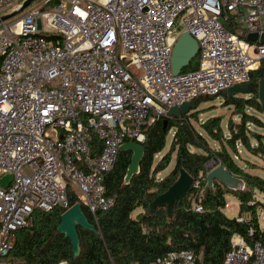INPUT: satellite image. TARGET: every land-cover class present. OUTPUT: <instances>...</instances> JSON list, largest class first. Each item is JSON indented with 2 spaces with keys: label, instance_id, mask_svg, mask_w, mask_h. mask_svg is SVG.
<instances>
[{
  "label": "built area",
  "instance_id": "built-area-1",
  "mask_svg": "<svg viewBox=\"0 0 264 264\" xmlns=\"http://www.w3.org/2000/svg\"><path fill=\"white\" fill-rule=\"evenodd\" d=\"M16 1L0 0V11ZM51 3L0 23V179L12 175L0 186V260L34 211L71 207L68 187L96 221L114 205L105 178L124 143L143 144L171 107L248 85L264 60V45L247 41L264 33V0ZM183 32L198 44L197 67L174 76L171 53ZM149 264L196 257L169 252ZM223 264H264V243L234 235Z\"/></svg>",
  "mask_w": 264,
  "mask_h": 264
},
{
  "label": "trees",
  "instance_id": "trees-1",
  "mask_svg": "<svg viewBox=\"0 0 264 264\" xmlns=\"http://www.w3.org/2000/svg\"><path fill=\"white\" fill-rule=\"evenodd\" d=\"M197 67L194 59L184 71ZM264 81V60L251 72V81L247 98L228 97L226 105L233 106L240 116V126L231 129L229 138L224 140L221 120L212 117L202 123L201 129L213 141L223 145L220 151L209 148L204 137L189 122L193 114L189 113L176 119L172 117L155 119L145 130L144 156L139 164V172L128 184L124 183L130 152H120L114 169L106 175V195L114 200L113 207L106 212L96 214V221L82 206L88 221L95 225L99 235L77 227L80 240V254L72 259L71 246L63 235L56 234L60 217L64 210L57 208L51 212L34 211L26 228L16 233L11 252L3 259H20L25 264H149L156 258L169 252L193 251L196 264H223L226 254L231 249L234 235L242 236L248 242L262 241L264 233L260 229L259 213L264 214V204L256 198L255 192L264 194V179L248 174L235 163V145L240 143L250 148L249 140L241 126L245 123L258 125V120L245 113V108L263 114L264 108L258 101V84ZM219 95L200 97L196 105L212 101ZM196 109L194 111H196ZM165 123V124H164ZM174 130L170 150L162 155L166 148L169 132ZM257 148H262L261 139L255 136ZM189 147L200 149L203 154L193 153ZM252 149H254L252 147ZM175 152L173 168L158 178L156 175L166 170ZM264 154V151H262ZM161 154V159L154 164V157ZM210 160L220 161L231 173L240 177L245 189L231 191L217 181L213 188L204 189L206 185V167ZM185 170L194 180L183 199L174 202L168 215L166 205L149 212V205L158 195L163 194L173 185L179 171ZM69 203H79L68 187ZM233 195L239 202L238 217L248 215V221L238 222L237 218H227L225 196ZM192 205L202 207V212H195ZM263 206V208H261ZM139 208L135 216L133 212ZM260 210V211H259ZM253 229V235L248 231ZM35 251H38L35 254ZM0 260V264L2 260Z\"/></svg>",
  "mask_w": 264,
  "mask_h": 264
},
{
  "label": "water",
  "instance_id": "water-1",
  "mask_svg": "<svg viewBox=\"0 0 264 264\" xmlns=\"http://www.w3.org/2000/svg\"><path fill=\"white\" fill-rule=\"evenodd\" d=\"M34 0H23L18 8L7 15L0 16V23L6 22L24 10H26ZM222 22V21H221ZM247 41L264 45V33L258 35L256 33L249 34ZM198 52V44L196 40L188 33L183 32L176 40L171 53V73L178 75L183 69L190 65V62L195 59ZM249 85H234L226 92L228 97L237 94H247ZM258 101L264 108V81L261 80L258 84ZM198 99H193L185 102L180 106L171 107L168 109V115L172 118L179 119L181 116L196 109ZM165 124V123H164ZM121 152H130V163L124 177V183L128 184L131 178L139 172V164L144 156V147L142 144L135 142L124 143L120 147ZM12 180V175H5L0 179V186L5 188ZM214 181H217L226 189L231 191L244 189L245 183L240 178L231 173L224 165L219 163L209 169L206 174V185L204 189L213 188ZM194 183L193 178L183 169L179 171L177 180L171 185L166 192L158 195L149 205V212L153 213L156 207L166 205L168 215L171 213L172 206L175 201L183 199ZM77 227L99 235L98 229L90 223L83 213L79 203L74 204L66 210L60 217V224L56 228V234L63 235V238L68 240L71 246L72 259H76L80 254V240L77 232ZM37 251H35V254Z\"/></svg>",
  "mask_w": 264,
  "mask_h": 264
},
{
  "label": "rangeland",
  "instance_id": "rangeland-1",
  "mask_svg": "<svg viewBox=\"0 0 264 264\" xmlns=\"http://www.w3.org/2000/svg\"><path fill=\"white\" fill-rule=\"evenodd\" d=\"M23 0H17L16 3L12 4L8 8H4L0 11V15H7L13 11V9L19 5ZM45 0H34L32 4L30 5L31 8L33 7H41L45 9L46 11L53 9V3L49 5L44 4ZM45 5V6H44ZM24 15L23 13H20L19 16ZM12 22V21H10ZM9 22V23H10ZM196 58L194 59V61ZM259 67V66H258ZM237 97H243L247 98V95L244 94H237ZM245 113L247 115H252L257 118L258 120V125L252 124V123H245L241 126V128L245 131V134L249 140L250 143V148H246L245 146L241 145L240 143H237L235 145V150L238 159H235L236 165L238 167H241L243 170H245L248 174L253 175V176H258L262 179H264V154L262 151H264V113H258L254 111L253 109L250 108H245ZM192 118H190L189 122L191 125L204 137V139L207 141V144L210 149L213 151H220L221 147L223 145L226 146V143L223 142V145L217 141H213L210 139L205 132L201 129V125L203 122H205L207 119L212 118V117H219L221 120V127L223 130V137L224 140L229 138V130L228 126H230L231 129H237L240 126V116L237 115V112H235V109L233 106H228L226 105L225 102V97L224 94H220L218 98L208 101V102H203L198 105L196 111H191L190 115ZM152 123H150L148 126H150ZM174 135V130H171L167 136L166 140V148L163 151L162 155L167 153L170 150V145L172 142V138ZM255 136H259L261 139V144L263 146L262 148H257L258 147V142L255 139ZM252 147L254 149H252ZM189 150L193 153H200L203 154V152L200 149H196L194 147H189ZM161 154H158L154 157V164H156L159 159H161ZM171 162L169 167L164 170L163 172L158 173L156 176L158 178H161L165 175H167L170 170L173 168L174 165V159H175V152L171 154ZM220 163V161L216 160H210L207 165H209V168H212L213 166H216ZM245 189V187H244ZM72 191V190H71ZM255 196L257 199L263 202L264 204V194L255 192ZM225 202L228 204L226 208H224L223 213L227 218H237L238 213H239V202L236 197L233 195H226L225 196ZM263 208V206L261 207ZM260 211V210H259ZM138 212H140V209L137 208L133 212V216H135ZM38 252V251H37ZM1 264H25L23 260L20 259H11V260H5L3 259Z\"/></svg>",
  "mask_w": 264,
  "mask_h": 264
},
{
  "label": "crops",
  "instance_id": "crops-1",
  "mask_svg": "<svg viewBox=\"0 0 264 264\" xmlns=\"http://www.w3.org/2000/svg\"><path fill=\"white\" fill-rule=\"evenodd\" d=\"M258 68V67H257ZM224 209H222V211H223Z\"/></svg>",
  "mask_w": 264,
  "mask_h": 264
}]
</instances>
